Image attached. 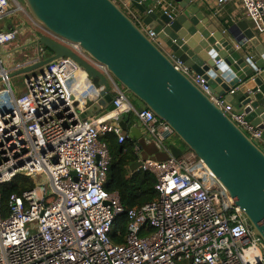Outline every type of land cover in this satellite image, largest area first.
Masks as SVG:
<instances>
[{"label":"built area","instance_id":"obj_1","mask_svg":"<svg viewBox=\"0 0 264 264\" xmlns=\"http://www.w3.org/2000/svg\"><path fill=\"white\" fill-rule=\"evenodd\" d=\"M9 1L14 12L29 17L33 27L28 32L47 34L17 0H0V21L13 13ZM163 1L156 6L168 7ZM225 2H239L254 28L264 33V0H218ZM21 24L0 29V47L20 40L21 28L27 33ZM50 38L105 75L113 110L82 118L87 102L102 98L101 88L66 57L11 78L15 69L4 68L0 59V185L18 176L34 183L11 197L7 213L0 198V264H264L260 238L202 162L188 150L179 158L168 152L169 127L149 110L134 107L106 67L77 43ZM47 52L34 59H45ZM191 80L261 147V131L243 113L212 96L202 77L191 75ZM126 114L141 124L134 148L138 170L155 176L158 197L127 213L125 243L114 245L111 237L121 236L115 223L124 210L118 194L105 189L111 157L103 138L112 134L118 144L130 138L118 124ZM148 227L153 232L140 236Z\"/></svg>","mask_w":264,"mask_h":264},{"label":"water","instance_id":"obj_2","mask_svg":"<svg viewBox=\"0 0 264 264\" xmlns=\"http://www.w3.org/2000/svg\"><path fill=\"white\" fill-rule=\"evenodd\" d=\"M20 1L47 33L35 32L27 45H35L38 54L43 49L49 54L16 65L8 76L28 74L66 57L101 88L103 99L94 105L88 101V110L98 111L99 105L108 108L105 112L113 110L105 75L50 37L77 43L140 104L138 110L144 107L163 121L202 162L264 245V150L191 80V75L202 77L210 94L223 99L234 112L243 113L261 131L264 142V47L255 30L244 20L220 30L193 5L194 0H170L168 7L129 0L140 21L114 0ZM247 42L262 62L245 56ZM118 124L132 140L141 138L137 128L128 126L129 115L121 116ZM170 149L179 153L173 146Z\"/></svg>","mask_w":264,"mask_h":264},{"label":"trees","instance_id":"obj_3","mask_svg":"<svg viewBox=\"0 0 264 264\" xmlns=\"http://www.w3.org/2000/svg\"><path fill=\"white\" fill-rule=\"evenodd\" d=\"M114 1L119 5L117 0ZM8 25L10 24L0 29H6ZM141 108L145 109L144 107ZM128 126H132L131 121H129ZM171 137H174L175 140L180 143L181 147L183 146L174 135ZM103 141L111 157L105 189L107 192L118 194L121 206L124 210V213L118 217L115 223L117 229L121 232V236H112L111 242L114 245H123L125 243L124 236L128 222L127 213L134 208H141L143 205L157 199L158 195L154 189L156 179L153 174L138 170L139 157L135 154L134 149L137 145L136 141L128 138L122 144H118L116 137L112 134L106 135ZM169 143H166L168 150L170 146H173L169 145ZM173 147L178 149V147ZM183 147L187 150L185 146ZM168 152L175 158H179L182 154L180 150L179 153H173L171 149ZM163 156L164 158L166 157L165 154H163ZM33 187L34 183L32 180L24 176H18L11 182L0 185V198L3 212L7 213L8 203L12 196L20 195L23 191ZM152 232L153 229L148 227L147 232L142 233L140 236L151 234ZM182 264H188V262H183Z\"/></svg>","mask_w":264,"mask_h":264},{"label":"crops","instance_id":"obj_4","mask_svg":"<svg viewBox=\"0 0 264 264\" xmlns=\"http://www.w3.org/2000/svg\"><path fill=\"white\" fill-rule=\"evenodd\" d=\"M117 2L123 8V10H125V12H127L128 15H130L134 20H139L140 21V17H139L138 11L130 3L129 0H117ZM163 3H164L163 5L166 6L168 3H170V0H164ZM146 4H149V5L151 4V6H155L156 7L155 0H147ZM193 5L194 6H198L200 11H202L205 14V16L209 19V21L212 22L220 30H224L225 31L228 27H230L233 24H236L237 22H239L241 20L246 21L255 30V32L257 33V36H258L261 44L264 47V33H259L254 28L252 22H250L246 18L244 10L242 9V7H241L239 2H225V3L219 4L218 0H194L193 1ZM168 6H171V5H168ZM10 25H11V23H10ZM32 38H34L33 35H32ZM29 39H31V38H29ZM14 41L16 42L15 46L20 44V43H18V41H16V40H14ZM156 41L158 42L160 47H162L164 49L163 44L159 40H156ZM12 43L6 45L11 50L14 47L12 45ZM246 49H247V52H248L245 55L246 57H249L250 59L262 62L261 56L256 52L255 48L252 47L251 44H249L248 42L246 44ZM16 54L18 55L16 58L11 54V61L10 62L13 65L9 66V68H6L9 71H12L14 68H16L15 66L18 65V64H21V63L22 64H24V63L26 64L30 60H32V59H30V58H28L26 56L23 57V55H20L21 51H18V52L16 51ZM10 62H8V63H10ZM101 99H103V97ZM129 100H130V102L133 105L134 104H139L138 102L134 101L132 98H129ZM96 103H93V105L96 104ZM89 108L90 107H87V111L90 112L88 114V116H87L88 119H91L94 115L101 114V112L104 113L105 110L108 109L107 107L99 105L98 106V108H99L98 111L92 112L91 110H88ZM129 121H131V123H132V126H131L132 128H137L142 133L141 124L134 118V116L129 115ZM171 138H172V140L170 142H172V143L167 142V140H166V143H169V145H173L175 147H178V149L180 150L181 153L186 151L183 146L181 147L180 143L177 140H175L174 137H171ZM140 139L136 140V142L138 143ZM148 148H149L148 154L149 155L153 154V152L151 151V147H148ZM261 148L264 150V142H262ZM148 154L146 153L145 156L148 155ZM154 155L158 159L164 158L163 154H155L154 153Z\"/></svg>","mask_w":264,"mask_h":264},{"label":"rangeland","instance_id":"obj_5","mask_svg":"<svg viewBox=\"0 0 264 264\" xmlns=\"http://www.w3.org/2000/svg\"><path fill=\"white\" fill-rule=\"evenodd\" d=\"M17 1H19V3L21 2L20 0H17ZM8 5H9L8 10H12L13 13H11L7 17H5V19L0 21V28L6 27L7 24H10V23H12V24L17 23L19 20V21H22L23 25L21 24V26L26 27L27 33L24 29L21 28L20 31L23 33V35H22L23 37L20 40L16 39V41H18V43H20L19 45L15 46L16 42L13 41L12 45L14 47L12 48V50L10 48H8L6 45L0 47V59L2 60V64H3L4 68H9V66L13 65L10 62L11 61V54L16 58L18 56L16 54V51H21L20 55H23V57L26 56L30 59L36 58V56L38 54V53H36L37 48L35 45H33V46L27 45L32 39H34L31 36L35 33V32L34 33L28 32V30L33 27L31 24V21L28 19L29 17L27 16V14H26V16H24L22 14V12H20V11H19V13L14 12L16 8H15V5L11 1H9ZM28 33H30L32 35H28ZM29 38H32V39H29ZM8 62H10L11 64ZM134 106L138 109L140 107V104H134ZM171 140H172V138L169 137L167 139V142H170ZM43 182L47 185V181L45 179H43Z\"/></svg>","mask_w":264,"mask_h":264},{"label":"clouds","instance_id":"obj_6","mask_svg":"<svg viewBox=\"0 0 264 264\" xmlns=\"http://www.w3.org/2000/svg\"><path fill=\"white\" fill-rule=\"evenodd\" d=\"M129 98V97H128ZM133 105V104H132ZM134 106V105H133ZM135 107V106H134Z\"/></svg>","mask_w":264,"mask_h":264},{"label":"bare ground","instance_id":"obj_7","mask_svg":"<svg viewBox=\"0 0 264 264\" xmlns=\"http://www.w3.org/2000/svg\"><path fill=\"white\" fill-rule=\"evenodd\" d=\"M20 7V5H18Z\"/></svg>","mask_w":264,"mask_h":264}]
</instances>
